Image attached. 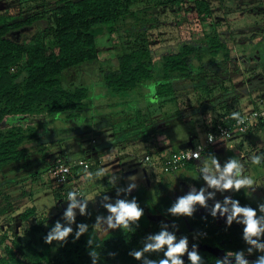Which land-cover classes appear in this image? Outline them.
I'll use <instances>...</instances> for the list:
<instances>
[{
    "label": "trees",
    "instance_id": "obj_1",
    "mask_svg": "<svg viewBox=\"0 0 264 264\" xmlns=\"http://www.w3.org/2000/svg\"><path fill=\"white\" fill-rule=\"evenodd\" d=\"M151 1V5L139 11L133 9L134 0L11 1L9 6L16 13L0 14V173L5 166L26 162L28 145L33 141H41V132L32 122L35 118L51 120L64 117L71 120L87 110L90 94L88 88L70 86L76 80L79 68L98 61V37H112L117 32L118 22L138 18L136 24H141L142 15H150V18L157 20L153 13L181 10L186 3H193L196 18L204 21L212 18L216 0ZM156 26L155 23L150 29ZM145 29L142 27L141 33L133 41H130L132 35L127 36V50L119 52L115 67L101 75L103 87L112 93L121 94L147 89L153 82L156 85V98L164 103L174 101L178 104L176 101L180 99L179 94L188 90L195 94L200 91L205 96L202 101L199 100L200 106L188 113H184L186 107L179 104L173 113L162 116V122L150 126L140 124L141 111L138 110L134 119H129L133 124L129 122L131 125L127 130H121L122 133L114 136L105 148H123L126 144L140 142L149 144L147 152L152 150L154 156H157L159 150L154 137L156 133L211 111L219 113L209 119L212 124L219 122L222 117L232 118L233 113L241 116L243 113L235 106L238 100L261 92L264 88V34L260 35L261 39L257 42H252L243 37L237 39L233 31L229 35L213 31L200 39L183 41L167 51L162 49L158 52L147 40ZM237 30L236 35L243 33V29ZM251 36L254 35L251 33ZM257 129L264 130V127ZM204 130L208 131L206 125ZM44 144L41 141L42 147ZM60 154L45 165L42 172L48 174L51 184L50 170L57 161L69 164ZM79 161L87 164L91 177L102 182L101 163L97 160ZM186 166L188 169L193 168L190 164ZM83 171L86 172L82 166L73 168V174L77 176ZM30 174L27 178L33 179ZM27 178L24 180L27 181ZM202 180L200 176L195 184L202 183ZM8 184H1L3 206L0 207V216L15 209L12 196L6 193L10 190ZM112 192L114 190L104 194L109 198L108 193ZM52 193L56 203L65 202L64 188L52 187ZM20 194L22 198H32L31 191L22 190ZM126 200L127 203L135 201L142 210L141 218L129 221L127 228L117 226L103 236L96 233L94 223L89 227L80 218H73L71 222L67 220L69 226H77L66 242H57L55 247L53 242H45L46 235L54 227L53 222L45 218L37 219L25 230L24 235L28 238L26 242L18 235L0 233V264H93V258L89 255L92 250L99 254L96 264H160L165 259L171 264L166 256L167 245L145 251L147 245L155 243V236L162 232L169 234L168 226L178 229L177 234L183 238L191 232L197 236L196 242H187L185 253L192 244H203L220 248L228 256L255 258L258 262L264 259V250L253 247L245 238L244 215L239 214L229 223L233 202L241 208L252 209L256 213L254 219H257L256 207L245 201L240 190L233 195L223 223L218 221V210L213 215V206L195 204L196 209L191 215L173 214L171 209L178 201L168 195L154 200L145 187H138L134 192L126 194ZM153 215L160 218L152 219ZM35 216L36 210L32 206L22 211L20 219L28 222ZM82 224L87 229L77 239L76 233ZM262 236L260 232L252 237L256 239V245ZM89 240L92 241L91 245ZM180 241L174 239L173 243ZM137 251L142 253L139 259L133 255ZM194 252L200 258L197 264H216L220 261L207 251L199 249ZM183 264L192 262L188 257Z\"/></svg>",
    "mask_w": 264,
    "mask_h": 264
},
{
    "label": "rangeland",
    "instance_id": "obj_2",
    "mask_svg": "<svg viewBox=\"0 0 264 264\" xmlns=\"http://www.w3.org/2000/svg\"><path fill=\"white\" fill-rule=\"evenodd\" d=\"M11 1L0 0V14L16 13L15 9L9 6ZM152 3L153 1L151 0H134L133 9L139 11V9ZM153 14L157 20L150 18V15L145 17L142 15L141 24H136L139 19L131 18L118 22L117 32L112 37L102 36L97 38V45L100 49L98 51V61L79 68L76 72V80L70 86H86L90 92L89 106L80 117L71 120L64 119V117L51 120L45 117H38L32 121L41 132V141L42 143L45 142V148L40 145L41 141H33L28 145L26 162L10 164L2 169L0 173V189L3 182L10 184V190L6 193L12 196L13 208L15 209L0 216V233L7 232L10 236L18 235L26 242L28 238L24 235L25 230L33 225L37 219L42 218L53 222L54 226L56 222L60 221L62 227L75 229L77 224L69 226L67 223L68 219L65 216L71 204L66 202L56 203L54 201L53 186L50 183L49 176L45 173L42 174L44 166L59 157L58 153H61V158L69 161L71 166L76 165L80 159L92 162L93 159L91 157L102 153L101 157L106 162H109L102 168L101 172L105 170L104 173H101L104 176L102 182L106 181L110 187H105L106 183L103 184L100 182L101 180H96L89 174L86 175L84 171L78 176L75 175L72 181L74 182L73 185L81 188L83 198L81 203H76L77 206L72 211L74 213L73 218H80L89 227L94 223V229L99 236L107 234L114 229L108 226V217L112 213L108 211L107 205L111 201L113 202L112 206H116L117 203L114 198H107L104 193L109 190H116L120 194L121 190H124L125 197L122 201L127 202L126 194L135 190V182L142 180L143 169L146 170L148 167L143 162L146 151L142 146H138L135 151L134 144L130 143L123 148H106L105 152L101 149L103 144L122 133L120 132L121 130H127L128 126L133 124V121L129 119H134L133 117L135 113H138V110L141 111L139 112L140 124L150 126L153 123L162 122V116L173 113L179 104L182 107H186L184 113H188L194 107L200 106L199 100L202 101V97L205 96L200 91L197 92L198 94L191 92V90L180 93V99L176 101L178 103L176 104L174 101L166 103L160 102V100L155 103L150 102L149 97L152 96L150 86L154 85L153 82L149 84L147 89L141 88L134 92L121 94L112 93L103 87L101 75L103 72L115 67L116 55L119 52L127 50L125 43L128 35H132L130 41H133L134 37L141 33L142 27L146 28V38L151 47L161 52L162 49L167 51L177 43L200 39L213 31L225 32L228 35L230 31H233L235 34L231 33L237 39L238 37H243V39H250L252 42H257L261 39L260 35L264 34V0H222L221 2L216 0L214 1L212 18L204 21H199L196 18L193 3H186L181 10H167ZM153 23H156L157 26L154 29H150V26L154 25ZM237 29H243V33L241 32L239 36L236 35L238 33ZM251 33L254 36L250 37ZM198 96H201L200 99H198ZM152 99L156 100V96H152ZM197 117L189 118L185 122L173 125L161 132H164L165 138L169 142H176L177 144L189 143L191 146H195L198 144V137L203 140L206 136L197 131ZM193 132H195V136L191 137L190 134ZM128 146L129 149H126ZM97 149L98 151H93ZM91 152L92 156H88L87 153ZM122 152L124 153L123 155ZM133 167L137 172L124 178V171L125 173L129 172L130 170L128 169ZM250 167V172L252 171L255 174H244L250 176L256 182L255 185L258 192L251 193L249 198L257 209L256 220L260 227L264 223V188L260 181L261 177L264 178V166L260 162H252ZM38 168L42 169L36 171ZM29 174L35 180L27 178ZM163 176L166 180L160 182L161 192L175 197L178 201L190 195L186 182H184V186L180 185V180H182L180 179V172L163 174ZM25 178H27V181L24 180ZM183 181H186V178ZM158 183L155 180L152 183V187L157 186ZM22 190L32 192L31 200L20 196ZM261 190H263V194L260 192ZM210 201L214 202L213 200ZM204 204L206 205V202ZM1 206H3V197H0ZM32 206L36 210L35 218L28 222H23L20 219V214L26 208ZM81 206L84 207L83 213L80 210ZM113 223H115L114 220ZM168 230L175 239H189L190 243L193 241L191 238L192 233L187 234L183 238L176 234L178 229L175 230L172 226H168ZM53 243L55 247L57 241H53ZM257 249L260 250L259 247Z\"/></svg>",
    "mask_w": 264,
    "mask_h": 264
},
{
    "label": "crops",
    "instance_id": "obj_3",
    "mask_svg": "<svg viewBox=\"0 0 264 264\" xmlns=\"http://www.w3.org/2000/svg\"><path fill=\"white\" fill-rule=\"evenodd\" d=\"M263 100V102H260ZM236 108L239 109L243 114H246L250 112L251 110L254 109H259L264 107V88L261 89V92H256L252 93L251 95L244 96L240 98L235 105ZM218 111L216 112H207L204 114V116H198L196 119V126H197V131L201 133L202 135H206L205 132V124L209 118H215L216 115H218ZM190 136H195V132L191 133ZM157 140V147L159 150V153L157 156H154V153L152 150H149V144L145 143H140V142H135L134 144V150L136 151L138 149V146H142L143 149L146 151L145 156L149 155L151 157V162H143L147 165L148 169H143V175H142V180H137L135 182V190L138 187H145L147 189L148 195L153 198L154 200H158L161 196L168 195L172 197L169 194H166L165 192H161V188L159 185L161 184L160 182H164L166 179L163 176V173L160 168V161L161 157L164 154H167L168 152H173L177 150H181L187 147H193L189 143L185 144H177L176 142H169L165 137L166 135L164 133L158 132L154 136ZM201 137V136H200ZM198 144L202 143L205 141V138L201 140L198 137ZM109 141H106L102 148V151H105V147L107 146L106 144ZM129 144H126V146ZM197 145V144H196ZM126 149H129V146L126 147ZM106 152V151H105ZM88 156H92L91 153H87ZM102 153H98V155L91 157L93 160H97L101 165L104 166L108 164L109 162H106L105 159L101 157ZM124 153L122 152V155ZM144 156V157H145ZM254 158H258V161L264 166V130L262 129H253L246 135H242L239 137H234L232 139H229L227 141H222L218 143L213 151L208 154V155H202L198 160L193 161L188 163V165H192V169L186 168L185 166L182 170L179 172L181 173V178L180 180L182 186H184V182H186L187 187L189 188V194L190 195H198L201 192H203V195L205 197V202L206 205L203 204V206H213L217 203L221 205V210H218L220 212L219 219L218 221L223 223L227 217V212H223L222 210L224 208L229 209V203L232 200L233 195L237 190H240L243 193V197L245 201L248 203L252 204L250 202V195L251 193H257L258 189L255 185V180L250 178V176H246L244 173H252L251 170V163L254 162ZM108 161V160H107ZM235 162L236 167L232 169L231 173L227 174V178L232 179L233 181L238 180V179H250L252 181L251 184L248 185H242L239 189H236L233 187L232 189H224L222 186H212L209 184L208 179H217L220 180V184L222 185L225 181L221 179L222 176L225 175V169L227 166ZM130 170V174H133L137 172V170L133 167ZM105 170H103L102 173H104ZM129 174V175H130ZM255 174V173H254ZM125 175V171L124 174ZM127 175V176H129ZM202 176L203 182L196 183L195 181L198 180V178ZM103 178V174L101 175ZM126 176H124L125 178ZM186 178V181H183V179ZM163 179V180H162ZM156 180L158 183L157 186L152 187V183ZM262 186L264 188V178L261 177ZM169 182V181H168ZM179 182V181H178ZM103 184L106 183L105 187H110L108 186V183L102 182ZM171 183V182H169ZM127 184V183H126ZM134 190V191H135ZM110 191V190H109ZM133 191V192H134ZM116 192V190H114ZM263 194V190L260 191ZM132 193V192H131ZM176 201H178L175 197H173ZM213 200L214 202L210 201ZM226 200L228 201L226 203ZM116 201V200H115ZM154 202V201H153ZM217 202V203H216ZM113 202H109L108 205H112ZM195 204L201 206L199 202H196L193 204V210L196 209ZM253 205V204H252ZM152 219L155 218H160L157 215L151 216ZM264 223L260 226L262 227ZM175 228V227H174ZM176 230V228H175ZM178 233V230H176V234ZM257 246V245H256Z\"/></svg>",
    "mask_w": 264,
    "mask_h": 264
},
{
    "label": "clouds",
    "instance_id": "obj_4",
    "mask_svg": "<svg viewBox=\"0 0 264 264\" xmlns=\"http://www.w3.org/2000/svg\"><path fill=\"white\" fill-rule=\"evenodd\" d=\"M155 88L156 85H151L150 90L152 93V96L155 95ZM152 96L149 97V101L152 103H155L158 101V97L156 100L152 99ZM232 118L239 119V113H233ZM239 122H242L240 120ZM254 162H259L258 158H254ZM236 167L235 162L230 163L227 168L225 169V175L221 177L222 180L225 182L221 185L220 180L217 179H208V182L212 186H222L224 189H232L235 187L236 189H239L242 185H248L251 184L252 181L250 179H238L233 181L232 179L227 178V174L232 172V169ZM76 193L69 192L68 193V199L72 200L73 203L69 206L68 210L65 213L66 218L71 222L74 217V213L72 209L76 207V201H75ZM199 202L200 204H204L205 197L203 195V192H201L198 195H188L187 197L181 198L178 203L171 209V212L173 214H182V215H191L193 211V204ZM228 201L226 200V203ZM108 211L112 213L111 216L108 217V226L110 228H115L117 226H123L124 228L128 227L129 221H137L142 216V210L137 206L135 201L132 203H127L125 201H118L116 206L107 205ZM81 213L84 212V207L81 206ZM217 210H221V205L217 203L215 205V209L213 210V215L216 214ZM228 209L224 208L222 210L223 212H227ZM243 214L246 218L244 223L246 224L245 231V238L250 242L255 244V241L252 240L253 236L259 235V233L262 231L258 226V221L254 219L256 213L250 209V208H241L237 206L235 202H233L231 215L228 217L229 223H231V220L238 216L239 214ZM113 220L115 223H113ZM87 229L86 225H79V231L76 233V238L78 239L79 236L84 233ZM73 229L71 227H62V225L59 222H56L55 226L51 229V231L48 232V234L45 237V242L48 244H52L53 241L57 242H66L69 235L72 233ZM155 243L149 244L145 248V251L149 249H160L162 246L167 245L168 251L166 252V256L171 260V264H182V261L178 258L180 255L184 254L187 250V240L181 239L179 243L174 244L175 237L172 235H169L167 232H162L161 234L155 236L154 238ZM89 245L92 244V241L89 240ZM89 255L93 258V264H96V260L99 258V254L92 250L90 251ZM133 255L139 259L142 255L141 252L137 251L133 253ZM189 259L191 260L192 264H197L198 260L200 259L199 256L195 252L189 253ZM237 260L239 264H245L243 260L240 259L239 255L237 256ZM160 264H169V260L165 259L160 261ZM216 264H221L220 261H217ZM258 264H264V259H261Z\"/></svg>",
    "mask_w": 264,
    "mask_h": 264
},
{
    "label": "built area",
    "instance_id": "obj_5",
    "mask_svg": "<svg viewBox=\"0 0 264 264\" xmlns=\"http://www.w3.org/2000/svg\"><path fill=\"white\" fill-rule=\"evenodd\" d=\"M240 120H242V122H239ZM205 125L206 128H208V131L206 132L204 142L193 147H187L162 155L160 168L163 173L170 174L179 172L188 163L198 160L202 155L210 154L218 143L227 141L234 137L246 135L249 131L257 129L260 126L264 127V107L251 110L250 112L239 116V119L229 118L226 116L224 118L222 117L219 122H215L214 124H212L210 120H207ZM151 160L152 159L149 155L144 157L145 163L151 162ZM77 166H82L86 171V175L89 174L87 164L83 161H79L74 166L59 163V161H57L56 165L50 170V178L53 187L64 188V200L69 204L73 203L72 200L68 199L69 192L76 193V203H80L83 198L81 188L74 186V182H72L75 178L73 168ZM261 230L264 235V225L261 227ZM191 233V238L193 240L191 243H194L197 241V236L193 232ZM187 242L190 243L189 239ZM257 247H259L261 251L264 250L263 236L257 243ZM253 263L257 264L258 260H255Z\"/></svg>",
    "mask_w": 264,
    "mask_h": 264
},
{
    "label": "water",
    "instance_id": "obj_6",
    "mask_svg": "<svg viewBox=\"0 0 264 264\" xmlns=\"http://www.w3.org/2000/svg\"><path fill=\"white\" fill-rule=\"evenodd\" d=\"M130 174L129 172H126L124 176H127ZM109 196H113V198L117 201L122 200L125 197V191L121 190V193L118 194L117 192H112L108 194ZM255 241V244L251 243V245L253 247H256V239H252ZM204 250L207 251L211 254H213L215 257H217L221 262H223L224 264H235V263H239L237 260L236 256H228L226 255L225 251L220 249V248H213V247H209L203 244H192L188 251L180 258V260L182 261V264L185 262V260L189 257V253L194 252L196 250ZM240 257V256H239ZM241 260H243L244 262L249 261V260H255V258H247V257H240Z\"/></svg>",
    "mask_w": 264,
    "mask_h": 264
},
{
    "label": "flooded vegetation",
    "instance_id": "obj_7",
    "mask_svg": "<svg viewBox=\"0 0 264 264\" xmlns=\"http://www.w3.org/2000/svg\"><path fill=\"white\" fill-rule=\"evenodd\" d=\"M109 198H110V196H109ZM169 234H170V232H169ZM255 260H256V259H255ZM255 260H253V261H252V260L246 261L245 264H249L250 261H252L251 263H253ZM235 264H239V263H235Z\"/></svg>",
    "mask_w": 264,
    "mask_h": 264
}]
</instances>
